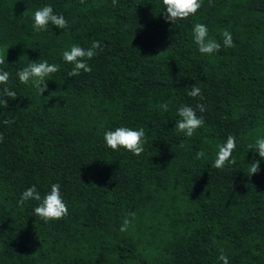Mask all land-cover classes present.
<instances>
[{"label": "trees", "instance_id": "obj_1", "mask_svg": "<svg viewBox=\"0 0 264 264\" xmlns=\"http://www.w3.org/2000/svg\"><path fill=\"white\" fill-rule=\"evenodd\" d=\"M45 5L67 29L33 30ZM164 11L162 0H0V70L10 73L0 88L17 93L0 107V264H222L220 249L229 264H264V159L248 148L264 137V0H203L174 24ZM195 23L218 52H199ZM224 29L235 47L223 46ZM94 40L103 50L87 61L92 71L68 76L62 53ZM39 60L59 66L42 95L16 75ZM193 86L202 100L187 95ZM198 102L205 123L189 138L175 128L177 109ZM116 127L144 129L140 156L106 145ZM229 134L236 163L217 169ZM52 183L68 215L45 223L37 201L17 202Z\"/></svg>", "mask_w": 264, "mask_h": 264}, {"label": "clouds", "instance_id": "obj_2", "mask_svg": "<svg viewBox=\"0 0 264 264\" xmlns=\"http://www.w3.org/2000/svg\"><path fill=\"white\" fill-rule=\"evenodd\" d=\"M81 4L84 0H80ZM165 6L164 19L166 22L172 24L180 20H185L189 16H194L202 6L203 0H162ZM113 7H116L117 0H112ZM209 4H212V0H209ZM34 23L32 25L33 30L36 32L45 31L48 25H55L59 29H67L68 21L62 14H56L51 5H45L42 8L37 9L33 14ZM223 39V46L226 48L235 47L232 33L224 29L221 31ZM194 42L198 46V50L201 54L212 55L221 49V43L217 42L214 38L209 37V30L204 23H195L193 26ZM97 49L101 51L103 48L99 41H92L91 47L83 48L80 45H72L70 50H65L62 53V58L65 62L72 64V69L68 72V76L75 77L81 74V72H91L92 69L88 64V60H91L97 54ZM6 56L0 55V65L5 63ZM59 71V66L56 64H50L47 60L33 61L28 66L19 70L16 75L19 78L21 84H31L36 88L39 95H42L47 90L46 81L48 77ZM10 73L5 70H0V85H7L9 83ZM190 97H200L203 99L202 91L199 87L193 86L190 91L187 92ZM17 93L9 87L0 88V107L7 108L8 100L6 98L16 99ZM163 111L168 110V104L164 103L160 105ZM196 109L203 113L206 111V107L203 103H197L194 109L188 105H182L177 109L179 120L175 123L177 132L183 133L186 137H192L195 132L201 128L205 121L203 116H198ZM15 123L14 119H5L3 124L11 125ZM106 145L113 151H117L120 148L131 152L133 155L140 156L144 152L145 143V131L141 127L139 129H133L130 127H116L115 130H107L103 135ZM3 141V135L0 134V142ZM183 145H181L182 147ZM236 136L229 134L226 141L218 145V151L216 153L213 167L217 169H223L228 164H235V159L232 158V153L236 149ZM249 149H254L253 156L256 153L259 157L264 159V137H257L253 144L248 145ZM205 153L203 150L196 153V158H204ZM260 161L256 160L251 164L248 172L252 176L260 171ZM59 183H52L50 191L43 196L37 190L36 185H32L24 190L21 194L19 206L23 207L24 203L29 200L37 201L38 204L34 207L33 211L36 216L40 217L45 223L53 220H60L68 215V206L64 202L61 195ZM128 216L135 218V213H129ZM132 224V219L127 216L124 218L119 231L127 232L128 228ZM218 260L222 261V264H229L228 257L225 255L224 250L220 249V255Z\"/></svg>", "mask_w": 264, "mask_h": 264}]
</instances>
